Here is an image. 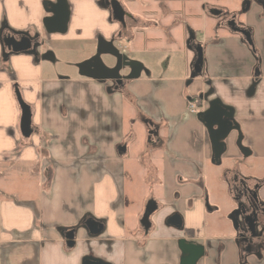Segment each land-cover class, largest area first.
Here are the masks:
<instances>
[{"label":"crops","instance_id":"1","mask_svg":"<svg viewBox=\"0 0 264 264\" xmlns=\"http://www.w3.org/2000/svg\"><path fill=\"white\" fill-rule=\"evenodd\" d=\"M58 2L0 0V189L7 188L4 173L24 181L21 197L0 193V264H83L85 258L181 264L187 256L181 240L203 248L195 264H264V232L244 249L231 225L243 202L238 184H255L257 196L262 184L257 168L238 162L264 164V0H65V31L48 32L47 6ZM229 20L249 32L251 44L226 26ZM9 34L29 38L35 49L9 51L3 40ZM100 42L122 48L131 62L120 70L122 86L79 74L78 64ZM198 45L200 73L194 71ZM143 47L168 53L162 70L124 51L134 55ZM103 55L113 66L115 58ZM16 90L31 112L28 137ZM215 102L232 122L217 141V158L200 118ZM125 108L136 112L147 143L158 149L156 164L140 163L156 195L139 200L126 191L127 156L135 149L123 129ZM229 158L233 177L221 172L216 179L233 181L226 191L234 208L219 203V184H208L204 171ZM149 201L155 209L144 227ZM88 219L102 225L98 233L85 225Z\"/></svg>","mask_w":264,"mask_h":264},{"label":"water","instance_id":"2","mask_svg":"<svg viewBox=\"0 0 264 264\" xmlns=\"http://www.w3.org/2000/svg\"><path fill=\"white\" fill-rule=\"evenodd\" d=\"M53 12V16L47 17L44 19V26L48 32H64L65 31V23L67 21L68 12L65 9V0H59L56 5H49ZM226 26L234 32L241 33L245 36L247 42L251 44V38L248 31L239 29L235 26L233 20H229ZM4 44L9 51L16 52L26 50L28 52L33 51L35 49V45L32 44L31 40L27 37H21L19 40H16L14 35L5 36ZM197 56L194 64V71L196 73H200L201 63H202V50L201 46L198 45L195 48ZM102 54H108L115 58V63L113 66H107L102 58ZM131 62L126 61L125 57L119 52L117 48H115L111 43L108 42H100L97 47V51L94 55L89 57L88 59L80 62L78 64V71L81 76L92 78L95 80H111L116 84L122 83V76L120 74V70L123 66H129ZM16 98L17 102L21 109V117H20V129L23 136L28 137L30 135L31 129V112L29 106L23 101L20 93L16 90ZM231 116V112L221 106L219 103L215 102L211 105V107L202 112L200 114V118L203 120L204 124L207 128L210 129V136L212 141L216 144V153L215 158L218 157L221 149L217 144V141L220 138H223L232 128V122L229 120ZM214 125L217 127L213 129ZM254 198H256V193L254 194ZM155 209V203L153 201H149L145 207L143 216H142V225L144 227H148L149 224V216L151 212ZM174 222L178 225L180 224L179 218H174ZM232 222L235 229H238V223L236 222L235 217H232ZM85 225L91 231V233H98L101 229L102 225L93 220L88 219L85 221ZM251 235H255V230L250 227ZM238 237H242V234H238ZM73 233H69L67 235V242L72 243ZM240 239V238H239ZM180 248L183 252L187 253V256L184 257L181 261V264H195L197 259L202 255L203 248L190 241L181 240ZM83 264H104L99 260L92 258H85Z\"/></svg>","mask_w":264,"mask_h":264},{"label":"rangeland","instance_id":"3","mask_svg":"<svg viewBox=\"0 0 264 264\" xmlns=\"http://www.w3.org/2000/svg\"><path fill=\"white\" fill-rule=\"evenodd\" d=\"M210 16V15H209ZM211 18V17H209ZM120 43H122V46L125 45V41L120 40ZM79 44V43H78ZM124 44V45H123ZM133 43H131L132 45ZM158 46H164L165 42L158 40L156 42ZM152 47V46H151ZM119 48V47H118ZM120 51H122V48H119ZM93 54L96 53L97 48L95 47L93 49ZM125 53L127 54L128 57H134L137 54V57L142 60L145 63H149V61L154 64H157V67L159 70L163 69L162 63H164V60L168 57V53L164 51H158V52H153V50H147L145 47L142 49H139L137 53L134 55L131 54L130 49L127 50L124 49ZM176 51L181 52L182 50L177 49ZM82 54V53H81ZM181 55V53H180ZM103 57L105 55H101V58L103 60ZM108 60V59H107ZM121 72V71H120ZM122 73V72H121ZM129 103L127 102V105ZM130 105V104H129ZM130 108V106H129ZM129 108H125V113L123 115V125H124V130L126 131L127 134L133 135V148L135 149L132 154H129L127 156V161H126V191L129 196H131L132 200H139L143 199L144 196L147 194H155L156 195V188H151L146 181V168L145 166H141L140 163L142 161H149L151 159V164H156L155 159L156 158V153L157 150L156 147L152 146L151 144L147 143V127L143 124L141 119L136 116V112L133 110V115L131 116L129 112ZM131 141V142H132ZM160 164V161H159ZM238 164L240 166H245V167H253L257 168V173H259V179L261 180V185L258 188V198L261 201H264V164L262 166L258 164H251L250 162L243 160V158L239 159ZM211 165H215L211 163ZM210 164H206L205 166V174L207 176L208 184L211 182H214L217 186V192L215 194V198L219 200V203L221 202H230L233 204V208L235 206V200H231V198L228 196L227 193V187L229 188H235L233 181H226V184L222 182L220 179L217 180L216 176L219 175L221 172H223V175H227V172L229 170H233V158H229L228 160L222 159L220 161V164H216V169H211ZM262 167V168H259ZM232 174L233 177V171L229 172ZM231 178V177H230ZM23 179V178H22ZM21 179L20 175H14L12 177H5V173L2 175L1 180L4 184L7 185V188L5 189H0V193L4 194L7 193V196L10 197H21V191L19 190V187H22V182H24ZM254 183V181H253ZM222 188V191L220 190V187ZM234 195V194H233ZM0 197H3V195H0ZM243 199V198H242ZM230 220V219H229ZM240 218L238 217V221L236 220L237 223H239ZM231 225L233 226V223L231 222ZM234 230V228H233Z\"/></svg>","mask_w":264,"mask_h":264},{"label":"flooded vegetation","instance_id":"4","mask_svg":"<svg viewBox=\"0 0 264 264\" xmlns=\"http://www.w3.org/2000/svg\"><path fill=\"white\" fill-rule=\"evenodd\" d=\"M122 84H117L116 86H122ZM238 185V188H235V192L239 198H243V202L238 206L237 214L234 215L237 221L238 217L241 220L238 223L236 232L242 234V237L238 238L240 244L243 245L244 249H249L252 247L253 241L259 242L257 232H264V203L260 202L257 194L256 198H254L256 193L255 184L247 185L240 182ZM248 225L255 230V235H251Z\"/></svg>","mask_w":264,"mask_h":264},{"label":"trees","instance_id":"5","mask_svg":"<svg viewBox=\"0 0 264 264\" xmlns=\"http://www.w3.org/2000/svg\"><path fill=\"white\" fill-rule=\"evenodd\" d=\"M218 146H219V145H218ZM219 147H221V145H220Z\"/></svg>","mask_w":264,"mask_h":264}]
</instances>
